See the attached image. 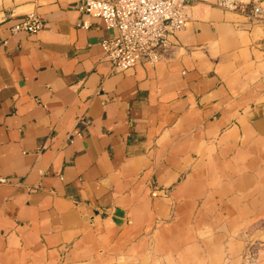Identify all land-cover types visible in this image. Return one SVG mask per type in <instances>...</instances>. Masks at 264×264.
<instances>
[{
	"label": "crops",
	"instance_id": "crops-1",
	"mask_svg": "<svg viewBox=\"0 0 264 264\" xmlns=\"http://www.w3.org/2000/svg\"><path fill=\"white\" fill-rule=\"evenodd\" d=\"M241 1L257 23L189 0L162 60L117 70L84 0H0V264H241L264 236V0ZM30 12L43 29L13 32Z\"/></svg>",
	"mask_w": 264,
	"mask_h": 264
},
{
	"label": "built area",
	"instance_id": "built-area-1",
	"mask_svg": "<svg viewBox=\"0 0 264 264\" xmlns=\"http://www.w3.org/2000/svg\"><path fill=\"white\" fill-rule=\"evenodd\" d=\"M189 0H84L80 10L104 20L115 34L101 41L106 58L117 70L137 64L155 65L172 46L171 38L189 21ZM224 11L236 12L257 23L262 6L241 0H216ZM83 27H88L84 22ZM44 20L35 12L26 14L12 26L13 32L38 33ZM83 126L88 120L80 118ZM81 134V130L76 131Z\"/></svg>",
	"mask_w": 264,
	"mask_h": 264
},
{
	"label": "rangeland",
	"instance_id": "rangeland-1",
	"mask_svg": "<svg viewBox=\"0 0 264 264\" xmlns=\"http://www.w3.org/2000/svg\"><path fill=\"white\" fill-rule=\"evenodd\" d=\"M241 264H264V236H252L247 241Z\"/></svg>",
	"mask_w": 264,
	"mask_h": 264
}]
</instances>
